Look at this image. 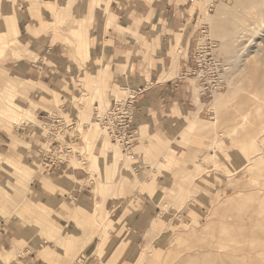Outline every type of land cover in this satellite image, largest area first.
<instances>
[{
	"label": "rangeland",
	"instance_id": "374dc122",
	"mask_svg": "<svg viewBox=\"0 0 264 264\" xmlns=\"http://www.w3.org/2000/svg\"><path fill=\"white\" fill-rule=\"evenodd\" d=\"M66 1L55 0L52 11L45 13L50 20L46 23L63 35L61 40L66 47L76 49L78 64H87L79 53L80 45L72 28L81 20L86 22L81 12L88 5L89 8L90 5L100 6L101 13L103 6L100 0H70L68 4ZM17 2L0 0V29L7 31V46L0 57L20 45L18 40L14 42L16 34L7 30L10 13L16 19L23 13ZM203 3L198 36L204 29L202 36L209 37L215 44L213 52L224 65V88L202 98L195 78L189 76L187 94L197 109L190 113L181 110L180 122L174 123L168 132L150 137L147 126L141 127L136 120L137 145L124 150L96 125L98 132L90 136L91 150L85 149L84 138L87 132L91 133L92 126L95 127L92 123L95 106L104 110L115 98L125 97L131 85L125 88L113 76L112 96H108V84L81 77L75 91L66 93L75 109L60 111L78 119L75 131H69L64 137L68 139L74 133L78 134L73 153L68 158L69 168L64 173L59 175L55 170L57 167L43 170L37 155L28 159L12 155L10 150H0V222L12 223L14 227L7 225L11 244L5 245L0 239V264H5L2 260L6 251L14 247L19 250L15 259L17 264H26L24 261L35 253L49 264L52 256L60 258L57 264H74L76 261V264H85L90 257L96 258L97 264H264V0H204ZM88 34L87 29L86 38ZM258 45L259 51L253 52ZM252 53L254 55L250 56ZM11 77L14 76L6 74V83ZM14 78L18 82L17 98L32 112L24 121H33L36 104L22 93L25 82ZM97 83L103 89L104 103L99 98H92ZM1 89L0 86V92ZM52 93L54 101L59 102L62 92L55 90ZM219 94L221 104L213 108L214 98ZM1 105L0 94V108ZM195 113L209 119L203 127L210 132L192 134L190 140L183 146L178 144V151L169 157L164 149L175 144L177 132ZM84 122H87L86 126ZM14 125L0 116V129L12 135L11 145L33 151L37 146L15 135ZM106 143L107 154L102 151ZM198 150L200 155L194 157ZM91 151L99 157L100 171L88 167ZM116 152L122 155L125 163L123 169L115 173ZM202 155L204 159H201ZM10 160L32 171L29 189L24 190L9 177L14 170L9 165ZM52 173L54 178L75 179L76 185L90 184L92 199L84 207L72 208L42 198L36 191L37 179ZM103 173L109 175L106 180L115 181V184L100 195L97 180ZM161 175L164 181L157 184ZM176 178L183 179L179 186L184 188L179 194L168 197L167 188ZM145 191L156 193L153 201L145 199L146 193L141 198L143 201L137 202ZM14 195L20 204L26 203L38 212L24 211L19 202L11 200L10 196ZM103 198L106 209L103 217L83 215V212L89 214L93 204ZM123 199L125 204L118 207ZM150 204H153L152 209ZM38 205L45 206L49 212L40 211ZM164 206L168 218L162 215ZM74 211H77L75 215ZM70 220L84 225L73 226ZM48 226L53 228L51 232ZM28 230L31 235H27ZM47 250L53 253L49 255Z\"/></svg>",
	"mask_w": 264,
	"mask_h": 264
},
{
	"label": "crops",
	"instance_id": "0c3cea01",
	"mask_svg": "<svg viewBox=\"0 0 264 264\" xmlns=\"http://www.w3.org/2000/svg\"><path fill=\"white\" fill-rule=\"evenodd\" d=\"M100 1L103 13H101L100 6L90 5L89 8L88 5L85 11L81 12L82 19H86V22L81 20L76 27L72 28L74 38L80 45L79 53L84 60L88 61L87 64H78V58L75 59L76 49L66 47L64 40H61L63 35H59L58 32L52 30V25L46 23L50 20L46 18L45 13L52 11L55 0H18L17 5L22 8L23 17L20 15L16 19V16L10 13L7 30L16 34L17 39L14 42L18 40L20 45L6 51L5 56L0 57V86L2 88L0 116L15 123L12 128L15 135L37 147L32 151L11 145L12 135L9 131L0 129V150H10L12 155L26 156L28 159L37 155L39 159L41 155L39 147L43 146L42 124L48 120L49 112L59 113L61 110L75 109V104L66 93L75 91L76 84L79 83L81 77L89 81L98 79L108 84V96H112L113 76L116 82L124 84L125 88L128 85H131L130 88H143L137 100L136 120L140 122L141 127L147 126L150 137L161 136L168 132L174 123L180 122L179 112H182L181 110L190 113L197 109V106L190 103V94H187V89L189 88L188 78L192 76L196 67L195 52L198 46L199 20L204 0ZM68 2L70 0L66 1L67 4ZM235 4L233 3L234 8H236ZM224 8L228 9V7ZM72 17L74 18L73 14ZM87 29L89 34L86 38ZM5 33H7L6 30L0 29V55H3L7 46ZM6 74L25 82L22 93L28 95L29 99L36 104L33 108L35 113L33 121H24L31 116L32 112L16 96L18 92L16 79L11 77L6 83ZM55 90L62 92L59 102L54 101L52 92ZM103 93L101 84L97 83L93 89L92 98H99L101 103H104ZM220 99V94L215 96L213 108L220 106ZM201 111L204 112V109ZM207 120L209 119L202 118L195 113L193 118L177 132L173 140L175 144L171 143L164 149L165 154L172 157V154L179 149L178 144L185 145L194 133H209L210 131L203 127ZM97 129L96 125L92 126L91 133L87 132L84 138L86 140L84 148L89 151L93 144L90 136L98 132ZM107 146V143L104 144L102 149L105 154H107ZM199 151L194 157L200 155ZM206 153L211 154V152ZM80 156L82 157L81 153ZM88 159L90 160L89 169L100 171L98 155L91 151ZM124 160L122 155L115 153L113 161L115 173L123 169ZM9 165L14 168L9 176L11 180L24 190L29 189L32 171L11 160ZM66 165L55 166L59 175L69 168ZM108 176L103 173L102 177L97 180V191L100 195L104 189L113 188L115 184V181L106 180ZM54 177L52 173L50 176H40L37 179L38 189L36 191L42 198L52 203H65L72 208L84 207L92 199L90 184L76 185L75 179ZM162 177L161 175L157 184L164 181ZM182 183V178H176L167 188V196L179 194L184 188L179 186ZM155 192L149 194L145 191L136 201H143L141 198L146 193L145 199L153 201ZM10 197L12 201L19 202L16 195ZM104 201V198L97 200L89 214L82 210L83 215L88 217L91 215L92 218L103 217L102 214L106 210ZM123 201L125 199L120 201L118 207L125 204ZM152 205L150 204L151 209ZM20 208L31 214L38 212L26 203L25 205L20 204ZM37 208L40 211L49 212L45 206L38 205ZM76 212L74 211V215ZM162 215L168 218L165 206ZM70 223L73 226L82 227L84 225L82 222L75 223V220H70ZM11 224L0 222V239L5 245L12 243L11 233H7L10 230H7V225L14 229ZM104 224L108 226L106 221ZM48 230L51 232L53 228L48 226ZM26 232L29 233L27 235H31L30 230ZM34 240L38 242L36 238ZM47 251L49 255L53 253L52 250ZM18 252L17 247L6 251L2 261L5 264H17L15 259ZM53 257H49L51 264L59 263L60 258ZM44 261L46 260L43 256L35 253L30 255L24 263L49 264ZM87 261L85 264H97L95 263L96 258L90 257Z\"/></svg>",
	"mask_w": 264,
	"mask_h": 264
},
{
	"label": "built area",
	"instance_id": "2783aa9c",
	"mask_svg": "<svg viewBox=\"0 0 264 264\" xmlns=\"http://www.w3.org/2000/svg\"><path fill=\"white\" fill-rule=\"evenodd\" d=\"M200 32L195 52L196 67L192 75L198 84L199 94L211 96L224 88V65L220 57L213 52L215 44L209 37L202 36L204 29ZM202 41L204 43H201ZM142 91L141 87L129 88L125 97L115 98L103 111L97 105L95 106L94 120L100 125L102 131L124 150L135 145L138 138L136 110L138 96ZM77 120L68 113L49 112L48 120L42 124L43 146L39 147L41 153L39 164L43 170H50L58 164H69L68 158L73 153L72 147L75 145L78 134L74 133L70 138H65L69 131H75ZM84 123L86 126L87 122ZM77 155L80 156V153Z\"/></svg>",
	"mask_w": 264,
	"mask_h": 264
},
{
	"label": "bare ground",
	"instance_id": "6f19581e",
	"mask_svg": "<svg viewBox=\"0 0 264 264\" xmlns=\"http://www.w3.org/2000/svg\"><path fill=\"white\" fill-rule=\"evenodd\" d=\"M253 27V26H252ZM237 30V29H236ZM255 30V29H254ZM235 32V31H234ZM230 33V32H229ZM259 49H260V47H259V45H258V47L257 48H255L254 50H253V52H256V51H259ZM251 50V49H250ZM249 54V53H248ZM254 55V53H252L250 56H253ZM247 58V60H248V58L249 57H246ZM101 111H103V110H101ZM248 115V114H247ZM241 118V117H240ZM93 123V125H99L95 120L92 122ZM99 127H100V125H99ZM101 128V127H100ZM236 129V128H235ZM211 155H214V154H211ZM206 157H207V155H206ZM203 159H204V157H203ZM205 160H207V158H205ZM229 184V183H228ZM231 238H233V237H231ZM244 251V250H243ZM246 251V250H245ZM231 252H233V251H231ZM239 253V252H238ZM247 253V252H246ZM218 255V254H217ZM253 255V254H252ZM219 256H221V255H219ZM184 261V260H183ZM187 261V260H186ZM181 262V261H180ZM184 263V262H183ZM213 263V262H212Z\"/></svg>",
	"mask_w": 264,
	"mask_h": 264
}]
</instances>
